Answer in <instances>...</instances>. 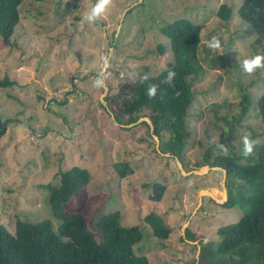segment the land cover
<instances>
[{"label": "rangeland", "instance_id": "1", "mask_svg": "<svg viewBox=\"0 0 264 264\" xmlns=\"http://www.w3.org/2000/svg\"><path fill=\"white\" fill-rule=\"evenodd\" d=\"M95 2L24 0L10 44L0 37V80L16 81L0 86V119H10L0 138V223L13 231L15 218H50L48 193L40 186L58 184L57 172L80 166L90 179L64 205L65 213H87L97 231L102 215L119 210L123 226L140 228L134 249L150 264H202L201 245L217 242V229L238 221L247 207L216 201L223 200L224 173L205 165L204 156L221 153L218 142L228 146L227 154L241 153L245 132L264 139L257 110L242 111L245 94L254 103L264 91V70L249 76L238 63V57L264 54L263 41L239 16L242 0H113L99 20L87 24L82 17ZM221 3L232 8L228 21L216 16ZM180 17L202 25L198 56L204 69L189 79L190 135L182 160L177 158L188 175L176 157L160 150L149 124L123 123L134 81L158 74L173 60L159 29ZM213 36L221 42L215 51L206 46ZM158 44L165 53H158ZM108 54L106 87L96 88L100 56ZM121 163L131 170L125 177L116 168ZM155 184L165 186L160 201L150 199ZM151 212L170 227L166 239L154 236L145 221Z\"/></svg>", "mask_w": 264, "mask_h": 264}, {"label": "trees", "instance_id": "2", "mask_svg": "<svg viewBox=\"0 0 264 264\" xmlns=\"http://www.w3.org/2000/svg\"><path fill=\"white\" fill-rule=\"evenodd\" d=\"M23 1L0 0V37L6 44H10L19 23V6ZM238 14L261 38L264 51V0H242ZM231 15L230 5L221 3L218 6L217 17L228 21ZM201 30V24H195L186 17L160 27L161 35L169 40L173 60L143 84L138 77L123 110L126 116L124 124L148 117L161 143L160 150L180 161L190 135L187 117L194 99L190 80L204 69L198 56ZM157 51L165 53L166 46L158 44ZM167 69L175 70L174 86L161 83ZM15 84V80L6 76L0 80L3 87ZM149 84L157 85L156 95L151 99L146 94ZM242 104L243 112L250 106L255 108V117L264 124V91L254 103L245 94ZM115 118L121 122L118 115ZM9 122L10 119H0V138ZM142 124L148 125L145 121ZM204 164L226 170L227 199L222 205L230 208L245 202L247 207L238 221L217 229V242L201 245L199 261L202 264H264V139L246 159L241 153L212 156L208 152L204 156ZM116 168L121 177L131 172L126 163L117 164ZM56 178L59 179L58 184L51 181L40 186L48 193L46 202L50 218L40 221L15 218L13 231L0 223V264H150L145 255L136 254L134 249L142 239L140 228L123 226L119 210L100 217L96 224L98 233L90 226L87 213L80 210L65 213L64 205L82 191L90 179L87 168L72 166L57 172ZM164 191V185L155 184L150 199L160 201ZM53 219L57 223L56 228ZM145 221L154 236L160 239L169 236L170 227L156 213L146 215ZM185 236L193 238L189 231Z\"/></svg>", "mask_w": 264, "mask_h": 264}, {"label": "clouds", "instance_id": "3", "mask_svg": "<svg viewBox=\"0 0 264 264\" xmlns=\"http://www.w3.org/2000/svg\"><path fill=\"white\" fill-rule=\"evenodd\" d=\"M113 0H96L95 4H93L90 8L86 10L82 19L87 24H93L97 20H99L112 5ZM206 46L210 50H218L221 48V42L218 37L213 36L207 42ZM100 60L102 61V69L96 75L93 80V86L96 88H104L106 87L107 80V69L111 66L110 62V54L101 55ZM238 63L242 69V71L251 76L256 73L257 70H264V54L256 53L251 56H245L242 60L238 57ZM135 67V65H133ZM176 73L174 69H167V74L164 79L161 81L162 84L168 86H174L173 81L175 79ZM152 78L151 72L145 73L139 76L141 84L149 81ZM135 82V81H134ZM157 92L156 84H149L147 87V96L151 99L155 97ZM179 95V93H177ZM242 143V152L241 155L246 159L254 153L256 146L260 143L258 139H254L250 133H243L241 136ZM216 148L222 153H228V146L224 143L218 142L216 143Z\"/></svg>", "mask_w": 264, "mask_h": 264}, {"label": "water", "instance_id": "4", "mask_svg": "<svg viewBox=\"0 0 264 264\" xmlns=\"http://www.w3.org/2000/svg\"><path fill=\"white\" fill-rule=\"evenodd\" d=\"M142 121H145V122H147V124H149V127H150V131H151V134H152V136L155 138V140L158 142L159 141V139H158V137L155 135V133H154V128H153V125H152V123H151V120L149 119V118H147V117H140L136 122H134V123H131V124H135V123H138V122H142ZM131 124H129V125H131ZM177 159V158H176ZM177 161H178V165L180 166V169H181V171H182V173H184V174H186V175H188V174H190V172H185V171H183V168H182V166H181V163L179 162V160L177 159ZM210 168H217L218 170H221L223 173H224V178H223V181H222V191H223V200L222 201H218V200H216L215 198H214V196L212 195V194H210V192H208V190L207 189H203V190H205V191H207V194H209V196H211V198H214V200H216L217 202H219V203H223V202H225V200L227 199V189H226V186H225V178H226V170L225 169H223V168H221V167H219V166H212V167H210ZM207 170H208V168H206ZM206 170V171H207ZM194 172H197V173H203V172H199V170H195ZM200 191H202V190H200Z\"/></svg>", "mask_w": 264, "mask_h": 264}, {"label": "bare ground", "instance_id": "5", "mask_svg": "<svg viewBox=\"0 0 264 264\" xmlns=\"http://www.w3.org/2000/svg\"><path fill=\"white\" fill-rule=\"evenodd\" d=\"M203 171H205V170H203ZM202 170H199V172H203ZM201 192H207V191H205V190H203V191H201ZM209 192V191H208ZM210 194H211V192H210Z\"/></svg>", "mask_w": 264, "mask_h": 264}]
</instances>
